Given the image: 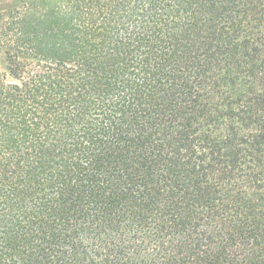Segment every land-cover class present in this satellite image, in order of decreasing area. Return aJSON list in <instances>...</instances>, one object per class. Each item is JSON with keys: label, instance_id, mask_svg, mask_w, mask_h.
<instances>
[{"label": "trees", "instance_id": "trees-1", "mask_svg": "<svg viewBox=\"0 0 264 264\" xmlns=\"http://www.w3.org/2000/svg\"><path fill=\"white\" fill-rule=\"evenodd\" d=\"M0 264H264V0L1 10Z\"/></svg>", "mask_w": 264, "mask_h": 264}, {"label": "rangeland", "instance_id": "rangeland-1", "mask_svg": "<svg viewBox=\"0 0 264 264\" xmlns=\"http://www.w3.org/2000/svg\"><path fill=\"white\" fill-rule=\"evenodd\" d=\"M17 2V0H0V11L14 5Z\"/></svg>", "mask_w": 264, "mask_h": 264}]
</instances>
